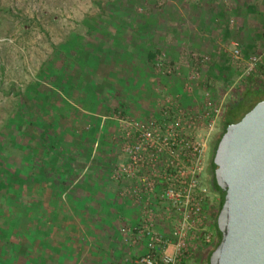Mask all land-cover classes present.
Wrapping results in <instances>:
<instances>
[{
  "label": "rangeland",
  "instance_id": "obj_1",
  "mask_svg": "<svg viewBox=\"0 0 264 264\" xmlns=\"http://www.w3.org/2000/svg\"><path fill=\"white\" fill-rule=\"evenodd\" d=\"M220 1L224 13L212 29L196 30L190 42L181 9L202 7L207 0H0V228L17 210L18 197L42 193L49 166L105 168L123 162V116L145 119L165 98L198 104L205 87L222 101L206 141L207 164L225 105L245 87L264 96L263 5L249 0L252 8L242 15L229 11V6L237 10L239 0ZM258 6L262 19L255 17ZM232 42L240 50L237 60L230 55ZM158 52L177 69L169 75L155 70L152 58ZM189 53L207 60L194 65ZM252 54L260 60L246 72ZM192 68L196 77L186 92L182 84ZM256 100L250 93L246 107ZM203 181L209 194L205 226L190 240L193 250L185 264H206L216 242L212 220L218 194L206 165ZM156 229L168 233L169 226L157 221ZM207 231L209 240L203 241ZM114 253L110 263L131 255L126 247Z\"/></svg>",
  "mask_w": 264,
  "mask_h": 264
},
{
  "label": "built area",
  "instance_id": "obj_2",
  "mask_svg": "<svg viewBox=\"0 0 264 264\" xmlns=\"http://www.w3.org/2000/svg\"><path fill=\"white\" fill-rule=\"evenodd\" d=\"M230 55L234 60L240 58L236 42H232ZM186 56L194 65L207 60L202 54ZM259 60V54L249 56L244 70H253ZM152 66L166 75L178 67L162 52L154 54ZM192 69L182 84L186 92L191 91V80L196 77V69ZM202 94L201 101L192 106L165 98L154 115L121 118L125 160L114 165L110 175L124 182L119 191L122 197L138 199L144 205L134 222L122 224L118 230L131 255L110 264H185L193 250L190 240L205 226L206 141L222 110L221 98L213 99L207 87ZM154 203L159 205L152 207ZM157 221L168 224V233L156 229ZM209 237L208 231L202 232L203 241Z\"/></svg>",
  "mask_w": 264,
  "mask_h": 264
},
{
  "label": "crops",
  "instance_id": "obj_3",
  "mask_svg": "<svg viewBox=\"0 0 264 264\" xmlns=\"http://www.w3.org/2000/svg\"><path fill=\"white\" fill-rule=\"evenodd\" d=\"M256 1L264 9V1ZM252 2L239 0L237 10L229 6V11L243 15ZM189 6L180 13L186 15L183 25L190 42L196 30L212 29L211 23L225 11L220 0ZM261 8L255 9L258 19L263 18ZM111 170L95 163L49 166L42 193L18 197L17 210L0 228V264H110L114 252L125 249L119 227L135 221L141 205L140 200L119 194L124 182L113 180Z\"/></svg>",
  "mask_w": 264,
  "mask_h": 264
},
{
  "label": "water",
  "instance_id": "obj_4",
  "mask_svg": "<svg viewBox=\"0 0 264 264\" xmlns=\"http://www.w3.org/2000/svg\"><path fill=\"white\" fill-rule=\"evenodd\" d=\"M210 165L218 203L206 264H264V98L222 132Z\"/></svg>",
  "mask_w": 264,
  "mask_h": 264
},
{
  "label": "trees",
  "instance_id": "obj_5",
  "mask_svg": "<svg viewBox=\"0 0 264 264\" xmlns=\"http://www.w3.org/2000/svg\"><path fill=\"white\" fill-rule=\"evenodd\" d=\"M258 92L260 93V90L255 87H247L244 89V91L239 95L240 97H237L233 99L232 101H229L223 110L221 119H220V126L223 129V131L227 128V126L237 120L251 105L246 107V104L249 100L250 93H254V95L258 96ZM257 99H261V97H257ZM257 101V100H256ZM247 102V103H246ZM254 103V102H253ZM212 165L209 166V172L211 173Z\"/></svg>",
  "mask_w": 264,
  "mask_h": 264
},
{
  "label": "flooded vegetation",
  "instance_id": "obj_6",
  "mask_svg": "<svg viewBox=\"0 0 264 264\" xmlns=\"http://www.w3.org/2000/svg\"><path fill=\"white\" fill-rule=\"evenodd\" d=\"M222 132H223V129L221 128V126H220V124H219V128H218V130L216 131V133L214 134L213 139H212V141H211V150H210V148H209L210 153H209V156H208V160H207L206 168H207V167L209 168V166H210V161H211V159H212L213 148H214V146H215V144H216V141L218 140L219 136L222 134Z\"/></svg>",
  "mask_w": 264,
  "mask_h": 264
}]
</instances>
